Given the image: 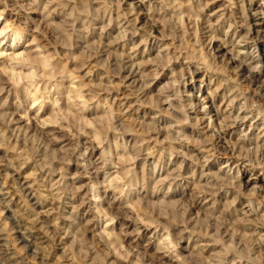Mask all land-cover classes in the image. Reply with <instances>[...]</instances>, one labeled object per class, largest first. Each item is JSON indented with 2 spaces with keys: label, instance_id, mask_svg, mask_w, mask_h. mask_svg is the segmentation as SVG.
Segmentation results:
<instances>
[{
  "label": "clouds",
  "instance_id": "1",
  "mask_svg": "<svg viewBox=\"0 0 264 264\" xmlns=\"http://www.w3.org/2000/svg\"><path fill=\"white\" fill-rule=\"evenodd\" d=\"M120 2L115 0L117 6ZM141 2L149 7L150 15L159 12L165 17L163 23L171 38L180 40L177 54L187 55L185 62L180 63H176V54L151 61L157 68L156 75L165 71L170 73L168 83L158 94L150 96L154 77L148 74H141L138 87L133 85L131 94L136 102L148 104L155 111L144 114L145 120L151 119V123L143 126L144 136H134L127 141L125 136L131 131L129 123L122 119V113L112 120L116 114L110 106L99 105L108 113V122L97 119L91 129L84 123L82 116L85 106L77 102L76 91L67 88L69 80L72 83H76V80L69 76L58 58L59 54L48 53L39 41H32L36 46L30 47L31 17L0 30V97L5 92L9 95L15 93L18 97L23 94L25 99L17 112L24 113L25 120L30 119L27 113L33 108L39 113L50 105L53 111L61 114L60 127L72 133L71 148L54 149L55 132L43 130L44 125H39V115L34 117L39 125L34 134H27V124L13 133L30 148L27 152L17 153L8 167L23 166L31 160L37 172L44 173L42 179L49 182L59 173L61 179L55 182L49 198L62 203L64 208L57 217L64 221L63 227L57 224L53 228L51 221L44 222L43 232L47 239L33 235L36 225L41 223L39 219L28 222L33 213L27 210L15 212L14 223L24 251L27 252L39 239L40 244L32 257L33 264L36 261L39 264H52L47 258L41 259L48 251L44 245L56 241L59 236H66L70 241L69 248L75 251L80 264H158L161 257H167L168 264H231L230 256L235 264H264V253L253 250L249 237L239 241L236 239L241 235L238 230L240 223L245 225V230H250L248 226L255 223L264 226V215L258 221L248 219V216L261 212L264 201L258 200L252 204L250 197L248 214L242 222L233 224V214H238V209L232 207L235 202L231 200L234 194L237 198L244 194L242 174L245 170L252 175L256 174L253 169L264 171V103L261 102L264 101V46L257 43L259 37H252L246 20V33L229 39L228 34L233 29L237 33L240 30L235 18L221 15L215 21L211 16L205 19L204 14L212 0ZM54 3L67 7L61 0H47L42 5L44 11L47 13ZM68 3L74 4L75 0H68ZM84 3L87 14L88 0H84ZM103 3L111 9V0H103ZM0 4L5 5L0 11V19H3V12L8 10V0H0ZM17 4L28 11L33 8L38 10L41 0H17ZM229 4L234 7L233 0H229ZM186 18L193 25L191 30L184 24ZM120 19V40L126 41L129 30L133 34L137 31L135 21H128L129 29H124L123 22L127 16L122 13ZM197 23L201 25L197 34L200 44L193 53L188 47V40L196 32ZM36 31L41 30L37 28ZM221 38L233 50L232 61H219L212 54L213 41ZM201 47L206 51L202 53ZM127 61L131 63L126 62L125 56H117L112 74L119 75L126 63L129 68L143 66L135 63L134 53L127 54ZM199 76H203L199 88L196 92L189 91V83L195 85ZM245 81L256 82L255 96L248 94ZM106 90L119 92V87L109 85ZM66 92H71V96L67 109L62 112L61 104L65 101ZM217 105L222 110L215 113L213 119V109ZM7 107L8 100L5 98L0 102V147L9 146L11 151L6 130L10 123L19 122L12 121ZM65 116H68L67 122L63 119ZM192 121H195V130L204 139L188 141L181 126ZM209 129L211 136L208 135ZM110 132L113 134L111 137ZM152 133L157 136L164 133L169 146L161 144L159 152L155 149L149 152L151 145L147 142L151 140ZM82 136L86 138L84 142H81ZM224 138L229 139L226 144H221ZM114 141L118 147L113 146ZM185 141L196 143L201 153L190 157L193 165L201 169L196 181L198 187L191 201L186 197L184 181L189 178L182 175L183 165L164 176V172L168 171L165 167L167 159L185 155L182 149L177 150L171 145H183ZM161 152L165 155L161 156ZM225 152L232 154L227 161L222 159ZM149 156L153 157L151 161ZM74 159L80 171L70 177L69 166ZM15 161H19V164ZM138 161L144 165V174L138 170ZM83 178H87V183H81ZM85 190L86 195L81 203L79 198ZM17 191L23 194L28 189L21 183ZM217 194L229 200V206L222 212L219 207L203 203L204 200L215 201ZM9 196L7 190L0 187V210L11 208ZM197 197L200 198L198 202ZM117 202L118 208L114 206ZM193 203L207 210L195 216L191 211ZM109 204L111 206L105 209V205ZM86 214L93 216L96 229L103 228L105 224L111 227L105 231L93 229V238L88 239L86 229L82 227L83 219H87ZM129 237L132 243L126 245ZM260 239L264 241V236ZM145 242L154 246V253L144 247ZM209 245L217 246L219 250L214 248L211 255L206 256L204 253ZM182 246L189 252L188 255H181ZM112 256H115V260L110 259ZM0 264H3V258H0ZM19 264H29L28 257L19 259Z\"/></svg>",
  "mask_w": 264,
  "mask_h": 264
},
{
  "label": "rangeland",
  "instance_id": "2",
  "mask_svg": "<svg viewBox=\"0 0 264 264\" xmlns=\"http://www.w3.org/2000/svg\"><path fill=\"white\" fill-rule=\"evenodd\" d=\"M63 1L64 2L61 1V3L65 4L67 2L66 3V5L68 4L67 7H60L58 4L54 3L52 4L53 7L51 6L46 13L42 5L46 3L47 0H41V6L39 7L38 10L37 8H33L30 11L25 10L24 6L22 5L18 6L17 0H8V5H7L8 10L3 12V19H0V29L6 24V21H8L7 25L12 26L14 23L19 24L21 21L26 20L28 17H31L33 21V23H31L30 25L32 38L35 37L36 41H39L43 47H46L48 53L50 54L58 53L59 54L58 58L62 61L64 67L68 70V73L70 72L73 73L74 75L73 77H75V80H77L73 86L79 85V87H81V89L84 92L83 94H85L84 97L86 99L83 98L81 100H86V101L88 100L86 102V105L84 104L85 106L84 108L85 110L83 113L84 117L82 116V119L84 118L83 119L84 123L91 129L92 127L95 126L94 121L97 119L101 118L100 120L108 122V119H109L108 113L103 108L99 107V105L102 103L104 106L112 107L113 109V110L111 109L112 112L116 114L111 118L112 120H115L116 116H120L122 113V119L129 123V127L131 131L126 134L125 136L126 141L132 139V137L134 136H144L143 126L145 124L151 123V119L145 120L143 115L145 114L146 111H149L148 113L150 112L154 113L155 110L154 108L150 107L148 104L139 105L131 94L133 85H136L138 87V82L140 80L141 74L139 75L135 74V76L130 80H122L119 78V75L114 76L112 74L113 69L115 68V59H117V56H125L126 62L129 63L130 61H127V54L135 53L134 54L135 62L137 64H142L143 70L141 68H138V69L134 68V69L135 70L137 69L138 72L142 71L143 72L142 74H148L154 77L152 88L149 90L150 96H153V95L158 94L161 91V89H163L164 85L168 83L170 79V73L165 71V74L167 73L166 75L164 73H161L160 75H155L157 72L156 66L153 63H144L145 59L147 60L148 58L147 57L143 58L139 56V51L143 52L145 50V45L140 44L141 40L143 39V34L144 36H145V33H146V36L147 35L149 36V34H152V36H157L161 41L157 47L154 46V48L156 47L155 49H157V51L154 49L155 51L154 52L151 51L152 54L149 55L148 57L155 56L157 58V52L161 53V50L163 49L162 47L166 46V45H163V43L166 44L167 42L171 44L170 45L171 48L169 47L170 50H172L173 48H175L173 49V51H175L176 49L178 50L179 48L178 46H180V40H172V39L166 40L165 39L164 35L168 34V32L167 30L164 29V27H161L163 26L162 25L163 18H161L162 19L161 20L158 18V16H156V19H158L156 21V24H157V27L159 28H157L158 29L157 31H155L156 28H152V22L149 21L150 20L149 16L145 15V13H147L148 11L147 10L148 7L146 9L145 8L138 9L142 20L137 22V25L139 27L138 28L139 30L137 29V31H139L141 35H139V33L136 35L135 44L133 43L131 44L129 42H124V41H118L116 40V38L115 39L112 38V37H116V34L118 33V31L113 26L114 23H116V21H114L112 25V29H109L108 22L110 21V18L112 17L113 20H116L117 15L115 13H117L120 10V11H123V13H126V16L128 17L130 16L131 19H133L135 16L130 14L132 7H129L128 4L133 3V5H136V4L142 5L141 0H121L118 6L115 3V0H111L112 7L110 10L105 6V4L103 3V0H88V3L91 5L87 4V12H88L87 14H85L86 10H85L84 0H75L76 4L74 3L71 5L68 3V0H63ZM249 1L251 0H248V4H246L247 8L250 7ZM255 1H258L257 2L258 5L251 7L250 11H248L247 8L243 9L241 7L240 0L238 1L239 4L233 3L234 7L231 6L229 4V1L227 2V0L226 1L225 0H212L208 8L206 9L204 18L206 19L207 17L211 16L212 20L215 21L218 17H220V15L223 12H225L224 14L225 18H235V22L240 25V30L234 36V38H238L241 35H244L246 33L247 29H245L244 27L245 20H246L247 24L250 25L251 27L250 30H251V35L253 36V38H255V36L259 37V39L257 40V43L261 46H264L263 14H260V16L258 17L259 19L257 20V22L259 23V25H254L253 23L254 21L252 20L249 21L247 20L246 16H244L249 12L251 15H253V13L260 10L259 5L263 4L264 0H255ZM227 6L229 7V9L233 10L235 14L232 15L231 11L228 12ZM263 7H264V4H263ZM4 8H5V5L0 4V11H2ZM128 8L129 9L131 8V9L129 10ZM77 17L81 19V20L80 19L78 20L80 23L77 21L78 23L76 22V25H77L76 28H73V24H72L73 20ZM185 23L186 25L189 24L187 28L191 30L193 25L189 23V21L186 19H185ZM91 25L92 27H90ZM104 25H107L108 27L105 28ZM82 26L84 27V29ZM87 27H90L89 29L90 32ZM37 28H39L41 31L37 32L36 31ZM73 29L76 31H74ZM256 29L259 30L258 34H257V31L256 33L254 31ZM94 30L96 31L94 32V35L91 36ZM235 31L236 30L233 29V31L229 33L228 36L231 35V37L233 38ZM97 32H99V34ZM79 34L80 35L85 34L83 36L88 35V38L87 39L84 38L83 40V36L81 37ZM106 34L107 35L109 34V35L107 36ZM78 35L80 36V38ZM31 36L29 39H31ZM92 38L93 40L99 39L100 41L102 39V41L100 42L99 53L96 54L97 60H95L94 58L92 59L91 55L92 54L94 55L95 51L98 50L99 44H96V49L94 48L95 51L89 48L88 44L93 41ZM152 38H154L152 39L153 41L151 40L152 45H153L156 38L155 37H152ZM222 40L223 38H221V40L219 41H213L212 46H211L212 54L215 55L219 61H223L225 59L231 61L230 57H231V53L233 52V50H231L232 48H230L229 45H225L226 46L225 48L218 47L219 45L221 46L220 41ZM84 41H86V43ZM124 43L127 45L123 47ZM116 44H118V46ZM137 44L138 45L140 44V45L137 47L136 46ZM191 44L195 45V47L199 45V43H195L194 32L192 33V39H190V43H188V47ZM66 45H70V47ZM105 45H107L106 46L107 48L105 47ZM192 45H191V48H193ZM133 46H134V49L132 48ZM200 50L201 52L206 51L205 49L204 50L200 49ZM147 54H149L148 49H147ZM142 58L144 61L143 60L141 61ZM179 61L185 62L184 58L182 57L179 59H176V62L180 63ZM232 66H234V64ZM125 75H127V73H125ZM200 77L203 78V76H200ZM69 82L71 83V80L68 81L67 85H70ZM109 85H113V86L119 85L118 86L120 89L119 92H116L117 94H115V91L106 90ZM199 85H200V81H199V77H197L195 85H192L191 83H189L188 85L189 91L196 92L197 89L199 88ZM245 86L248 88V94L251 96H255L257 85H252L251 83H248V81H245ZM124 94L126 96H124ZM128 94H131V96ZM8 95L9 93L5 92L4 95L0 97V102H2L5 98L8 100V112L11 115V119L12 121H18L19 123H15V122L10 123L8 125V129L6 130V134L9 137V140L11 141V144H10L11 151L9 150V146L0 147V161H4L3 163H0V187L7 190V192L10 194L9 198L12 201L11 208L0 210V258H3V264H19V259H22L23 257L27 256L29 264H33L32 257L36 251V247L40 244V240L37 239L35 243L33 244L32 248H30L27 252L24 251L23 244L20 241V233L17 229V226L14 223L15 212H24L25 210H27L34 214L33 216H29L28 218L29 223H31L33 219H39V221H41L40 224L36 225L33 231V235L36 237H43L44 239H47L46 234L43 232L44 222L51 221L53 228H55L57 224L63 227L64 221L57 219L58 215L61 214L64 210L63 204L55 201L54 199L49 198L50 190L53 188L55 182L61 179V176L59 173H56L52 177L51 182H49L47 179H42V177L44 176V173L42 171L37 172L31 160H29V162L23 166L8 167V164L15 160V156L17 153L27 152L29 151V148H30V145L26 144L23 139H17L13 135L15 130L17 128H23L24 125L27 124L28 125L27 134L32 135L34 134L36 128L38 127V124L36 120L34 119V117H36V114L38 113L35 110V108H33L32 111L27 113V115L30 118L29 120H25L24 117L19 118V115L17 116L18 106L22 104L25 99L23 94H21L20 97H18L15 93L9 96ZM94 95H96L97 97L92 98ZM114 95L118 97L117 100H114L115 99V97H113ZM106 98L107 99L110 98V99L107 100ZM130 102L133 103L132 108L130 107L131 106ZM261 102L264 103V101H261ZM48 106L49 105H46L45 108L41 112L43 113V111L46 108H48ZM97 106L99 107V109L98 111H95ZM225 108H226V105L224 109ZM41 112H40V115H42ZM48 115H49V112L47 113L45 112L44 116L47 117ZM95 115L96 116L98 115L99 117L98 116L96 117ZM213 119H215V111H213ZM205 123H207V121ZM51 124L52 123H50V126H53V124L52 125ZM59 126H56L53 128L51 127L54 130L50 132H55V141H56L55 144L52 145V147L54 149L62 148V147L71 148L73 146L72 143H70V138L72 136L71 131H67L65 128L59 127ZM181 127L185 130V135L187 136L188 141H199L201 139H204V137L200 135L198 131L195 130V121H192L190 124L182 125ZM249 127H252V125L249 124ZM46 131L48 132V130ZM112 135L113 134L110 132L109 136L111 137ZM208 135L211 136L210 129L208 131ZM85 139L86 138L82 136L81 142H84ZM228 139L229 138L222 139L221 144H226ZM188 141H185L183 145H180V144L171 145L172 148H175L177 150L182 149L185 155L184 156H172L168 158L167 163L165 164V167L168 171L164 172V176L166 177L169 174V172H172L175 170V168L183 165L182 175H185L189 178L184 181L186 197L189 201H191L198 187V183L196 181L199 180L198 176H199L201 169L193 165V161L190 157L199 155L201 153L196 143L190 144L188 143ZM141 143L144 144L145 141H141ZM147 143L151 145V147L148 149L149 152H151L153 149L159 152L161 144H163L165 147L169 146L167 144V137L164 133H160L159 136H157L156 133H152L151 140L148 141ZM134 145H135V142H133V146ZM113 146L118 147L115 141L113 142ZM98 148L99 146H97V151H98ZM160 155L164 156L165 154L161 152ZM231 155L232 154L230 152H225L222 159L227 161L229 157H231ZM152 159L153 157L149 156V161H151ZM15 162L19 164V161H15ZM137 164H138V170L141 171L142 174H144L145 172L144 165L141 164L139 161L137 162ZM212 167L215 168V165H213ZM78 171H80V169H79V166L75 163V159H74L73 163L69 166L70 177L75 176ZM252 171L255 172L256 174L252 175L247 170H245L242 174L243 176L242 191L244 194L240 196L239 198H237L235 194L231 197V200L235 202L232 205V207L238 209V214H233V220H232L233 224H237V222H242L245 216L248 214L250 197H251L252 204H256L258 200L264 201V171H261L260 169H253ZM33 177H35V179H33ZM21 183L25 184V187L28 189V191L23 194L17 191ZM81 183H87V178H83ZM253 189H255L256 191L253 192ZM86 191L87 190L81 193V197L79 198L81 203L83 202V196L86 195ZM196 199L198 202L200 198L197 197ZM203 203L206 206L219 207L221 212L229 206V200L224 199L221 194H217L215 201L204 200ZM109 206L111 205L110 204L105 205V209H107ZM114 206L118 208L119 207L118 202ZM206 210H207L206 208L202 209L201 207H198L197 203L192 204L191 211H192V214L195 216H200L202 211H206ZM216 214L219 215V213H216ZM86 215H87V219H83L82 227L86 229L87 238L92 239L93 238L92 230L96 229V225L93 221V216L91 214H86ZM261 215H264V206L261 207V212L259 214L254 213L253 215L248 216V219L250 221H258ZM129 223L131 222L129 221ZM117 224H119V221H117ZM105 225L101 229H96V231H105L106 229H108L109 227H105ZM248 227L250 228V230H245V225L243 223L239 224L238 230L240 231L241 235L236 236L237 241H239L243 237H249L250 238L249 242L253 246V250L257 253H264V241H261L260 239L261 236H264V226H260L258 223H255V224H251ZM222 231H226V230L222 229ZM145 232H148V230L145 229ZM141 235L143 236L144 233H141ZM150 238L151 237L149 235V239ZM128 243H132L130 237L125 241L126 245ZM69 244H70V241L67 239L66 236H59L56 241L49 242L44 245V247L47 248L48 251L45 254H43L41 259L47 258L49 261L52 262V264H80V261L76 259L75 257V251L69 248ZM144 247L147 248L150 253L155 252L154 246L148 244L147 242H145ZM192 247L195 248V245H193ZM214 248L217 251L219 250L217 246L209 245L208 250L204 254L206 256L211 255V252L213 251ZM9 252L11 253V255H7ZM188 254L189 252L184 248V246H182L181 255H188ZM110 259L115 260V256H112ZM229 260L231 261V264H235V261L232 259L231 256L229 257ZM36 264H39V261H36ZM158 264H168V258L167 257L159 258Z\"/></svg>",
  "mask_w": 264,
  "mask_h": 264
},
{
  "label": "bare ground",
  "instance_id": "3",
  "mask_svg": "<svg viewBox=\"0 0 264 264\" xmlns=\"http://www.w3.org/2000/svg\"><path fill=\"white\" fill-rule=\"evenodd\" d=\"M62 2H64L63 0H61ZM226 1V0H225ZM229 0H227V2H228ZM238 1L239 0H233V3L234 4H239L238 3ZM94 2V1H93ZM96 2V1H95ZM258 1H255V0H251V1H249V5H250V7L249 8H247L246 7V4H248V0H240V3H241V7L243 8V9H246L247 8V10L248 11H250V8L251 7H253V6H256V5H258V3H257ZM67 3V2H66ZM65 3V4H66ZM91 3V2H90ZM64 4V3H63ZM76 4V3H75ZM89 4V3H88ZM224 4V3H223ZM264 4V3H263ZM263 4H260L259 5V8H260V10H258L257 12H255V13H253V15H251L250 14V12L249 13H247L246 15H244V16H246V18H247V20H252V21H254L253 23H254V25H259V23L257 22V20L259 19L258 17L260 16V14H263V19H264V10H263ZM68 5V4H67ZM71 5V4H70ZM89 5H91V4H89ZM76 6V5H75ZM128 6L129 7H132V9H131V12H130V14L131 15H134L135 17L133 18V19H131V17L129 18L128 16H127V20L126 21H124L123 22V27H124V29H129V24H128V21H131V20H134L135 21V27H136V29H138L139 27H138V25H137V22L138 21H141L142 19H141V15H140V12L138 11V9H140V8H147L145 5H144V3H142V5H133V3H130V4H128ZM53 7V6H52ZM74 7V6H73ZM102 7V6H101ZM228 7V6H227ZM241 8V9H242ZM262 8V9H261ZM129 9V8H128ZM129 9V10H130ZM52 10V9H51ZM61 10V9H60ZM110 10V9H109ZM119 10V9H118ZM123 10V9H122ZM147 13H145V15H148L149 16V21H151L152 22V28H156L155 29V31H157L158 29L157 28H159V27H157V24H156V21L158 20V19H156V16H158V18L159 19H161V18H163V20H164V16H162L159 12H156L155 14H152V15H150L149 14V7L147 8ZM225 10V9H224ZM227 10H228V12L229 11H231L232 12V15L233 14H235V12L233 11V10H231V9H229V7L227 8ZM54 11V10H53ZM52 11V12H53ZM135 11V12H134ZM246 11V10H245ZM55 12V11H54ZM60 12V11H59ZM76 12H77V10H76ZM75 12V13H76ZM90 12V11H89ZM133 12H134V14H133ZM242 12V11H241ZM74 13V12H73ZM88 13V12H87ZM107 13V12H106ZM110 13H112V12H110ZM123 13V11H118L117 13H115L116 15H117V17H116V20H113V18L111 17L110 18V21L108 22L109 24V29H112V25H113V23H114V21H116V23H114V27L116 28V30L118 31V33L116 34V37H112V38H116V40H118V41H123V40H120V36L122 35V31H121V19H120V17H121V14ZM46 14V13H45ZM54 14V13H53ZM114 14V15H115ZM124 15H126V13H123ZM224 14H225V12H223L221 15H223L224 16ZM62 15V14H61ZM69 15V14H68ZM92 15V14H91ZM108 15V14H107ZM220 15V16H221ZM236 15H237V13H236ZM52 16V15H51ZM71 16H72V14H71ZM97 16H98V14H97ZM151 16V17H150ZM60 17V16H59ZM84 17V16H83ZM82 17V18H83ZM100 17V16H99ZM225 17V16H224ZM68 18V17H67ZM73 18H74V16H73ZM90 18V17H89ZM72 19V18H71ZM80 18L79 17H77V18H75L74 20H73V28H76V22L79 20ZM144 19V18H143ZM81 20V19H80ZM162 20V19H161ZM163 20H162V23H163ZM186 20H187V18H186ZM66 21V20H65ZM93 21V20H92ZM79 22V21H78ZM77 22V23H78ZM85 22H87V21H85ZM160 22V21H159ZM7 23H8V21H6V24L0 29V30H3V29H6V28H9L10 27V25H7ZM80 23V22H79ZM99 23V22H98ZM102 23V22H101ZM70 24V23H69ZM68 24V25H69ZM103 24V23H102ZM184 24H185V26L186 27H188V25L189 24H187L186 25V23H185V21H184ZM90 25V24H89ZM163 26H161V27H164V29L165 30H167V32H168V34H166V35H164V37H165V39L166 40H168V39H172L171 38V34H170V32H169V30L166 28V26H165V24L163 23L162 24ZM72 26V25H71ZM79 26V25H78ZM81 26V25H80ZM105 26V25H104ZM83 27V26H82ZM90 27H92V25L90 26ZM90 27H87L88 28V30L90 29ZM108 27V26H107ZM70 28H72V27H70ZM195 28H196V32H194V35H195V43H199L200 44V40H199V38H198V33L200 32V29H201V25L199 24V23H197L196 25H195ZM83 29H84V27H83ZM250 29H251V27H250ZM56 30V29H55ZM74 30V29H73ZM80 30H81V28H80ZM139 30V29H138ZM69 31V30H68ZM74 31H76V30H74ZM79 31V30H78ZM96 30H94L93 32H92V34H91V36H93L94 35V32H95ZM112 31V30H111ZM255 31V33H256V31H257V34L259 33V30H254ZM73 32V31H72ZM88 32V31H87ZM89 32H90V30H89ZM110 32V31H109ZM85 33V32H84ZM98 34H99V32H97ZM107 33V32H106ZM139 33V31H136L135 32V34H133L130 30L128 31V39L126 40V41H124V42H129V43H133V44H135V40H136V35ZM152 33V32H151ZM76 34H78V33H76ZM148 34V33H147ZM162 34V33H161ZM237 34V32L235 31V33H234V35H233V38H234V36ZM80 35V34H79ZM78 35V36H79ZM83 35H85V34H83ZM83 35H80L81 37L83 36ZM107 35V34H106ZM109 35V34H108ZM107 35V36H108ZM111 35V34H110ZM139 35H141V33H139ZM229 35V34H228ZM74 36H75V34H74ZM80 36H79V38H80ZM241 36H243V35H241ZM110 37V36H109ZM152 37H155L156 38V40H155V42H154V44L152 45V42H151V40L152 39H154V38H152ZM253 37V36H252ZM256 37V36H255ZM84 38L85 39H87L88 38V35L87 36H83V40H84ZM90 39V38H89ZM114 39H113V41H114ZM164 39V38H163ZM229 39H232V37H231V35L229 36ZM92 40H93V38H92ZM173 40V39H172ZM32 41H36V38L35 37H33L32 38V36H31V39H29V45H30V47H32V48H34L36 45L34 44V43H32ZM88 41V40H87ZM91 41V40H90ZM101 41H102V39H101ZM99 39H94L92 42H88L89 44V48H91V49H93L94 50V48L96 49V44H99V47H98V50L97 51H95V54L93 55L92 53V55H91V58L93 59H95V60H97V55L96 54H98L99 53V48H100V42H101ZM105 41V40H104ZM153 41V40H152ZM165 41V40H164ZM85 43H86V41H84ZM108 42V41H107ZM106 42V43H107ZM161 41H160V39L157 37V36H152V34H149V36L147 35L146 36V33H145V36H144V34H143V39L141 40V42H140V44L141 45H145V50L143 51V52H140L139 51V56L140 57H143V58H148L147 60L145 59V61H147L148 63H151L150 61H154V60H157L158 58H161V57H164L165 55H173V54H176V59H179V58H184V60H185V56L187 55V53H185L184 55H179V54H177V49L175 50V51H173V49H175V48H173L172 50H170V43L169 42H167V43H169V44H165V43H163V45H166V46H164V47H162V46H160V47H162L163 49L161 50V53L160 52H157V58L154 56V57H148L149 55H151L152 54V52L151 51H157V49H155L157 46H158V44L160 43ZM221 42V46L219 45L218 47H221V48H225L226 46L225 45H228V44H225V43H223V40L222 41H220ZM9 43H10V41H9ZM109 43V42H108ZM116 43V42H115ZM188 43H190V40H188ZM112 44H114V43H112ZM111 44V45H112ZM122 44V43H121ZM139 44V45H140ZM173 44V43H172ZM103 45V44H102ZM117 46H118V44H116ZM125 45H127V44H123V47L125 46ZM138 44L136 45L137 47L139 46ZM174 45V44H173ZM192 45V44H191ZM191 45L189 46V49L193 52V53H195L196 52V48L197 47H195V45H192L193 46V48H191ZM7 46V45H6ZM98 46V45H97ZM107 45H105V47H106ZM114 46V45H113ZM154 46H156L155 48H154ZM104 47V48H105ZM170 47V48H169ZM179 47V46H178ZM81 48V47H80ZM107 48V47H106ZM105 48V49H106ZM117 48V47H116ZM133 49H134V46L132 47ZM159 48V47H158ZM82 49V48H81ZM90 49V50H91ZM118 49V48H117ZM147 49H148V53L149 54H147ZM155 49V50H154ZM200 49H203L202 47L200 48ZM27 50V49H26ZM137 50V49H136ZM165 50H167V52H165ZM204 50V49H203ZM202 50V51H203ZM232 50V49H231ZM111 51V50H110ZM109 51V52H110ZM115 51V50H114ZM123 51V50H122ZM201 51V50H200ZM229 51V50H228ZM103 52V51H102ZM121 52V51H120ZM119 52V53H120ZM137 52V51H136ZM204 52V51H203ZM202 52V53H203ZM101 53V52H100ZM111 53V52H110ZM80 54V53H79ZM82 54H83V52H82ZM114 54V53H113ZM127 54V53H126ZM135 54V53H134ZM90 56V55H89ZM110 56V55H109ZM100 57V56H99ZM135 57V56H134ZM109 58H111V57H109ZM114 58V57H113ZM143 58L141 59V61L143 60ZM137 60V59H136ZM230 60L232 61V53H231V57H230ZM100 61V60H99ZM144 61V60H143ZM114 62V61H113ZM180 62V61H179ZM182 62V61H181ZM97 63H98V61H97ZM112 63V62H111ZM116 63H117V59H115V66H116ZM129 63H131V61L129 62ZM136 63V62H135ZM176 63H178V62H176ZM153 65V64H152ZM99 66V65H98ZM141 69L143 68V66L142 67H140ZM138 69V68H137ZM135 70L134 68H129V67H127V65H125V67L123 68V70L119 73V78L120 79H122V80H130V79H132L134 76H135V74L136 75H139V74H142L143 72L142 71H140V72H138V70ZM143 70V69H142ZM145 71V70H144ZM73 72V71H72ZM110 72V71H109ZM125 73H127V75H125ZM138 73V74H137ZM157 73V72H156ZM164 74H165V72H163ZM167 74V73H166ZM165 74V75H166ZM156 75V74H155ZM69 76L70 77H73L74 75H73V73H69ZM118 76V75H117ZM73 78H75V77H73ZM118 78V79H119ZM201 80H203V78H201L200 76H199V81L201 82ZM77 81V80H76ZM107 81H109V80H107ZM125 82V81H124ZM68 83V82H67ZM70 83V82H69ZM120 83V82H119ZM248 83H251L252 85H257L256 84V82L255 81H248ZM121 84V83H120ZM74 85V83H70V85H67V88L68 89H71V90H74V91H76V93H77V102L78 103H81V104H85L86 105V102L88 101H86V100H81V99H86L85 97H84V95L85 94H83L84 92H83V90L81 89V87H79V85L77 86V85H75V86H73ZM105 85V84H104ZM123 85V84H122ZM166 85V84H165ZM164 85V86H165ZM119 86V85H118ZM164 88V87H163ZM84 89V88H83ZM120 90V89H119ZM132 91V90H131ZM96 92V91H95ZM129 92V91H128ZM131 93V92H130ZM96 94H98V93H96ZM114 94V93H113ZM115 94H117L116 92H115ZM127 94V93H126ZM109 95V94H108ZM110 95H111V93H110ZM128 95H130L131 96V94H128ZM9 96V95H8ZM71 96V92H66L65 93V101L61 104V111L63 112L64 110H66L67 109V104H68V100H69V97ZM119 96V95H118ZM122 96H123V94H122ZM124 96H126L125 94H124ZM20 97V96H19ZM97 96L96 95H94L92 98H96ZM106 97V96H105ZM113 97H115V99L114 100H117V98L118 97H116L115 95L113 96ZM107 99V98H106ZM110 99V98H109ZM109 99H107V100H109ZM129 99V98H128ZM131 99V98H130ZM106 100V101H107ZM113 100V101H114ZM23 101V100H22ZM112 101V102H113ZM118 101H120V100H118ZM126 101V100H125ZM130 101V100H129ZM128 101V102H129ZM108 102V101H107ZM124 103V102H123ZM131 103V102H130ZM136 103V102H135ZM99 104V103H98ZM112 104V103H111ZM128 104V103H127ZM132 104L133 103H131L130 105V107L132 108ZM221 104H223V101H222V103ZM123 105V104H122ZM140 105V104H139ZM138 105V106H139ZM12 106V105H11ZM127 106V105H126ZM19 107V106H18ZM88 107V106H87ZM125 107V106H124ZM136 107V106H135ZM140 107V106H139ZM225 107V106H224ZM227 107V106H226ZM137 108V107H136ZM10 109V108H9ZM93 109V108H92ZM98 109H99V107L97 106L96 107V109H95V111H98ZM111 109H112V107H111ZM12 110V109H11ZM15 110V109H14ZM36 110V109H35ZM85 110V109H84ZM113 110V109H112ZM133 110V109H132ZM222 109H221V107L220 106H216L215 107V109H213V111H215V113H217V112H220ZM224 110H226V108L224 109ZM7 111H8V107H7ZM37 111V110H36ZM68 111L70 112L71 110L70 109H68ZM94 111V112H95ZM14 112V111H13ZM45 112L47 113V112H49V115L47 116V117H45L44 116V114H45ZM88 112V111H87ZM149 111H146L145 113H148ZM151 113V112H150ZM41 114L42 115H40V112L39 113H37L36 114V116L37 115H39L40 116V121H39V125H44V131H46V130H48V132H50V131H53L54 129H52L53 127H56V126H59V125H61V114L60 113H56L55 111H53L52 110V107L49 105L48 106V108H46L44 111H43V113L41 112ZM74 114V113H73ZM96 114H97V112H96ZM128 114H129V112H128ZM19 115V118L21 117H24V113H20V114H18L17 113V116ZM101 115H103V114H101ZM96 116V115H95ZM98 116V115H97ZM96 116V117H97ZM129 116V115H128ZM144 116V115H143ZM84 117V116H83ZM99 117V116H98ZM104 118H105V116H104ZM64 121L65 122H67L68 121V116H65L64 118ZM84 119V118H83ZM95 119H97V118H95ZM101 119V118H100ZM99 119V120H100ZM50 123H52L53 124V126H50ZM51 124V125H52ZM39 125H38V127H39ZM50 127V128H49ZM52 127V128H51ZM60 127V126H59ZM152 149V148H151ZM150 149V150H151ZM199 177V176H198ZM105 227H111V226H108V224H106L105 225Z\"/></svg>",
  "mask_w": 264,
  "mask_h": 264
}]
</instances>
